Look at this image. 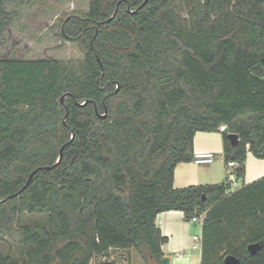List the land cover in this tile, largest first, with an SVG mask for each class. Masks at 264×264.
Segmentation results:
<instances>
[{
  "label": "trees",
  "instance_id": "trees-1",
  "mask_svg": "<svg viewBox=\"0 0 264 264\" xmlns=\"http://www.w3.org/2000/svg\"><path fill=\"white\" fill-rule=\"evenodd\" d=\"M28 1L0 0V39L6 6ZM144 1L89 0L68 16L60 38L82 60L0 59V264H90L115 249L162 264L167 211L203 215L200 264H264V176L233 191L172 185L196 132L221 134L236 181L247 153L264 159V0H242L222 32L184 31L174 0ZM215 3L193 14L205 21Z\"/></svg>",
  "mask_w": 264,
  "mask_h": 264
},
{
  "label": "rangeland",
  "instance_id": "rangeland-1",
  "mask_svg": "<svg viewBox=\"0 0 264 264\" xmlns=\"http://www.w3.org/2000/svg\"><path fill=\"white\" fill-rule=\"evenodd\" d=\"M242 0H216L212 14L205 21L193 14L196 0H174L172 9L180 18L181 28L227 31L235 26L232 13ZM89 0H31L10 3L5 11L11 21L0 39V59L79 61L82 54L75 43L60 38L62 22L70 15L83 16ZM232 187L231 190H235ZM43 215H26L23 221H44ZM7 241L11 242L7 239ZM5 252L6 248L0 245ZM90 264H142L132 249H115L106 257H94Z\"/></svg>",
  "mask_w": 264,
  "mask_h": 264
},
{
  "label": "crops",
  "instance_id": "crops-1",
  "mask_svg": "<svg viewBox=\"0 0 264 264\" xmlns=\"http://www.w3.org/2000/svg\"><path fill=\"white\" fill-rule=\"evenodd\" d=\"M199 151L212 152L215 156L213 162L208 165L178 163L173 171L174 188L218 184L227 179L221 134L196 132L193 137V152ZM244 168L243 178L237 181L235 189L264 176V159H257L247 153ZM155 224L161 235L167 239L161 250L163 256L169 259V264H200L201 242L198 248H192V238L201 236L200 223L186 220L180 211H167L156 216Z\"/></svg>",
  "mask_w": 264,
  "mask_h": 264
},
{
  "label": "built area",
  "instance_id": "built-area-1",
  "mask_svg": "<svg viewBox=\"0 0 264 264\" xmlns=\"http://www.w3.org/2000/svg\"><path fill=\"white\" fill-rule=\"evenodd\" d=\"M224 126L220 127V131H222ZM215 156L212 152H204V151H199V152H193L192 155V161L196 165H208L213 162ZM226 175H227V182L230 184L231 189L232 187H236V177L235 174L233 173V169L237 166L235 162H228L226 165ZM203 220V215L200 217H193L190 219V222H197L200 223ZM192 248L196 249L198 248V244L201 242V236H194L192 238Z\"/></svg>",
  "mask_w": 264,
  "mask_h": 264
},
{
  "label": "water",
  "instance_id": "water-1",
  "mask_svg": "<svg viewBox=\"0 0 264 264\" xmlns=\"http://www.w3.org/2000/svg\"><path fill=\"white\" fill-rule=\"evenodd\" d=\"M146 1H147V0L144 1V3L142 4V6L146 3ZM104 116H105V115H103V117H104ZM222 131L226 133V132H228V128H227V127H224ZM228 140H229V143H230L231 147H236V146H237V144H238V138H237V135L229 133V134H228ZM60 160H61V151H60V154H59V156H58V159L56 160V162L53 164L52 167H55L56 165H58L59 162H60ZM52 167H51V168H52ZM46 169L48 170V169H50V167H48V168H46ZM36 171H37V170H35L34 172H32V173L30 174V176H29V178H28V181L26 182V184L23 186V188H22L17 194H20L21 192H23V191L27 188V186L29 185V183H30V181H31V179H32V177H33V175H34V173H35ZM17 194H16V195H17ZM258 248H259V246H258L257 244H255V245H250V246H248V252H249L250 254H254V253L256 252V250H258ZM161 261H162V264H169V259H168L167 257H164V256H163V257L161 258ZM223 264H240V262H239L238 259L234 258L233 256H227V257L224 258V260H223Z\"/></svg>",
  "mask_w": 264,
  "mask_h": 264
}]
</instances>
